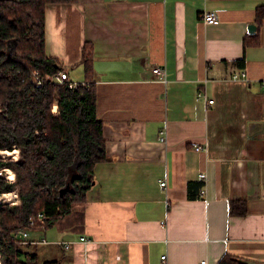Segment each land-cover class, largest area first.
I'll return each instance as SVG.
<instances>
[{
	"label": "crops",
	"instance_id": "crops-1",
	"mask_svg": "<svg viewBox=\"0 0 264 264\" xmlns=\"http://www.w3.org/2000/svg\"><path fill=\"white\" fill-rule=\"evenodd\" d=\"M258 6L264 0H76L46 7L45 54L69 80L87 81L81 54L84 43L92 46L106 160L94 167L83 203L52 226L30 230L31 239L46 241L27 245L37 259L217 264L229 254L264 264ZM204 11L215 12V23L203 22ZM152 66L165 69L164 83ZM241 69L245 80L233 81ZM230 201L243 202L245 214L229 215Z\"/></svg>",
	"mask_w": 264,
	"mask_h": 264
},
{
	"label": "trees",
	"instance_id": "trees-1",
	"mask_svg": "<svg viewBox=\"0 0 264 264\" xmlns=\"http://www.w3.org/2000/svg\"><path fill=\"white\" fill-rule=\"evenodd\" d=\"M75 1L0 0V151L17 150L15 159L0 155V169L14 174L11 182L0 176V194L16 191L18 197L15 204H0V264H61L57 260L39 262L12 234L26 228L37 212L45 214L42 226L47 228L70 213L75 204L83 203L94 183V167L106 160L103 124L96 116L91 79V44L82 47L84 85L69 88L34 81V71L43 77L61 70L45 54L46 7ZM263 19L264 6H258V28ZM253 41L250 44L258 42V34ZM237 65L242 66V60ZM54 106L57 113L52 112ZM245 212L243 202H229V215ZM217 264L247 263L223 254Z\"/></svg>",
	"mask_w": 264,
	"mask_h": 264
},
{
	"label": "built area",
	"instance_id": "built-area-1",
	"mask_svg": "<svg viewBox=\"0 0 264 264\" xmlns=\"http://www.w3.org/2000/svg\"><path fill=\"white\" fill-rule=\"evenodd\" d=\"M202 19L205 24H213L216 21V14L213 11H204L202 13ZM149 71L152 73V75L155 76V80L158 82L164 83L166 81L165 79V69L160 66H152L149 68ZM245 72L241 69L239 74H235L232 76V80L235 82H240L245 80ZM34 81L36 85H41L44 81L54 83L57 85L67 84L69 88H76L79 85H84L83 82H74L69 80L68 75L65 71L60 70L56 72L55 74H46L45 76H40L37 71H34ZM264 89V85H263ZM202 94L200 92L197 93V99L201 98ZM212 100H207L208 104H212ZM53 113H57L56 106L52 109ZM160 140H164V131H160ZM202 148L196 147L195 150H201ZM0 155L2 157L4 156H10L11 158L15 159L17 155V150L13 149L12 151H0ZM0 176L5 178L7 181L11 182L13 180L14 174L7 168L0 169ZM205 177L204 174H200L199 178L203 179ZM12 178V179H10ZM159 185L161 187L165 186V182L160 181ZM18 202V197L16 191H9L0 194V204H15ZM46 216L43 212H37L35 215L31 216L28 219L27 227L26 228H20L14 231L12 234V238L16 241H18L22 245H32V244H44L46 241L44 239L39 240H33L30 238V230L34 228L35 226H42L44 223ZM81 241L87 242L85 239L80 238ZM70 246V242H65L64 247L65 249H68ZM162 263L165 261V256L161 257ZM198 264H208L205 259H202L199 261Z\"/></svg>",
	"mask_w": 264,
	"mask_h": 264
},
{
	"label": "water",
	"instance_id": "water-1",
	"mask_svg": "<svg viewBox=\"0 0 264 264\" xmlns=\"http://www.w3.org/2000/svg\"><path fill=\"white\" fill-rule=\"evenodd\" d=\"M254 29H255L254 25H249L248 30L250 33H253Z\"/></svg>",
	"mask_w": 264,
	"mask_h": 264
},
{
	"label": "rangeland",
	"instance_id": "rangeland-1",
	"mask_svg": "<svg viewBox=\"0 0 264 264\" xmlns=\"http://www.w3.org/2000/svg\"><path fill=\"white\" fill-rule=\"evenodd\" d=\"M13 178H14V176H13ZM39 257H38V261L39 262H42V260H45V259H42V257H41V255H38ZM47 260V259H46Z\"/></svg>",
	"mask_w": 264,
	"mask_h": 264
},
{
	"label": "bare ground",
	"instance_id": "bare-ground-1",
	"mask_svg": "<svg viewBox=\"0 0 264 264\" xmlns=\"http://www.w3.org/2000/svg\"><path fill=\"white\" fill-rule=\"evenodd\" d=\"M10 179H12V178H10Z\"/></svg>",
	"mask_w": 264,
	"mask_h": 264
}]
</instances>
